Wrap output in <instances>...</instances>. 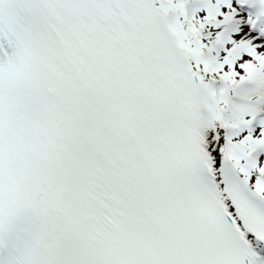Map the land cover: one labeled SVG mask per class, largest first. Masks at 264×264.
<instances>
[{
	"label": "snow or ice",
	"instance_id": "6c2138e0",
	"mask_svg": "<svg viewBox=\"0 0 264 264\" xmlns=\"http://www.w3.org/2000/svg\"><path fill=\"white\" fill-rule=\"evenodd\" d=\"M0 264H264V0H0Z\"/></svg>",
	"mask_w": 264,
	"mask_h": 264
}]
</instances>
